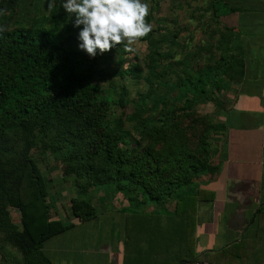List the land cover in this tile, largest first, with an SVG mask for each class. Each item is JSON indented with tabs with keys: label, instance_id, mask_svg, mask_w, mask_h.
Segmentation results:
<instances>
[{
	"label": "trees",
	"instance_id": "obj_1",
	"mask_svg": "<svg viewBox=\"0 0 264 264\" xmlns=\"http://www.w3.org/2000/svg\"><path fill=\"white\" fill-rule=\"evenodd\" d=\"M16 2L0 0V9L13 13ZM226 8L219 11L216 7L213 18L232 11ZM62 11L61 4L52 11L50 29L37 24L0 34V218L6 216L7 205L17 209L21 219V230L16 231L7 217L2 218L0 239L20 253L21 264H51L41 256L40 246L69 227L50 219L45 182L26 155L29 149L42 146L51 155L60 154L64 175L72 176L77 193L84 195L112 185L128 200H133L135 193L139 195L137 204L143 203L142 195L153 202L148 207L150 212L142 209L125 216L126 248L143 250V264L203 260L208 251L194 253L193 226L200 196L196 185L216 173L217 163L207 142L215 123L207 119L204 126L194 107L207 102V82L218 85L215 73L221 70L229 79L234 70L230 55L216 58L212 65L201 66L193 76L185 75L173 84L163 82L161 74L175 71L180 63L159 64L148 59L147 68L159 71L147 83L150 90H155L148 91L142 97L145 103L132 110L130 121L138 123L134 138L137 148L132 153L124 147L132 134L123 130V114L115 118L110 111V107H123L124 90L119 89L117 98L101 93L98 82L102 73L78 50L77 37ZM7 19V15L0 16V25ZM114 48L118 63L122 53L120 47ZM116 67L109 76L121 77ZM110 87L116 90L112 84L107 89ZM171 88L181 94L168 96L171 107L158 110L166 101L162 89ZM200 123L204 126L201 131L197 128ZM20 141V157L13 159L10 155L17 153L14 146ZM168 201L174 203L170 213L166 211ZM67 209L78 222L94 217V208L84 199L70 198ZM234 246L229 256L220 254L222 250L217 252L214 264H226L235 258L251 264L253 256L246 250L249 245L240 241Z\"/></svg>",
	"mask_w": 264,
	"mask_h": 264
},
{
	"label": "crops",
	"instance_id": "obj_2",
	"mask_svg": "<svg viewBox=\"0 0 264 264\" xmlns=\"http://www.w3.org/2000/svg\"><path fill=\"white\" fill-rule=\"evenodd\" d=\"M229 8L220 17L234 70L209 111L215 123L211 155L217 169L198 184L194 226L208 235L210 253L244 241L251 264H264V0H238ZM63 194L68 207L74 197ZM169 203L168 213L174 205ZM92 207L94 217L85 222L74 219L66 207L53 209L54 219L62 214L69 227L42 243L41 256L51 264H143V250H127L124 232L125 216L141 210L129 209L122 194L110 188L97 193ZM145 211L150 212L148 207ZM199 213L203 225L196 222ZM203 252L194 237V253ZM5 256L1 254L0 264L7 263L1 258ZM14 262L21 264V258Z\"/></svg>",
	"mask_w": 264,
	"mask_h": 264
},
{
	"label": "rangeland",
	"instance_id": "obj_3",
	"mask_svg": "<svg viewBox=\"0 0 264 264\" xmlns=\"http://www.w3.org/2000/svg\"><path fill=\"white\" fill-rule=\"evenodd\" d=\"M237 1L238 0H145V2L150 5V14L146 20L152 25V31L147 37L143 38V41H146V43L142 41L139 45H137L138 50L136 52L125 51L123 45L116 46V48L120 47L122 53L118 56L119 60L117 63L114 54L116 50L115 48H112L109 52L104 53L103 55L97 54L95 58H92L78 47V50L87 55L88 59H92L96 67L101 71L102 79L98 82L101 93L108 92L109 95L117 98L119 89L124 90L125 97L123 99V107H110V111L115 118H117L121 113L123 114L121 119L123 122V130H128L129 134H132L133 139L129 136L127 137V144L124 146L126 150L132 151L133 153V150L137 148L134 143V138H136L135 132L138 131V123L130 121V117H132L133 113V107L137 104L145 103V100L143 101L142 97H146L144 95H146L148 91L152 92L155 90V88L152 87L150 90L147 83L148 81H151L150 76L154 75L155 72L157 73L159 69L150 66L147 68L148 59L158 61L159 64H170L178 61L181 66L177 67L175 71L168 72L166 75L161 74L163 82L165 80V82L173 84L176 81L183 80L186 76H193L201 66H208V64L212 65L218 57H228V54L230 55L231 47L228 48V53L227 47L230 43L229 38L226 37V31L222 29L223 21L221 17L218 19L213 18V15L216 7L219 11H225L227 9L226 7L234 6ZM64 2L65 0H61V3H57L56 0H54V7L52 11L58 4H61L62 7ZM47 3L48 0H17L15 4V11L13 13H10L9 11L6 13L8 19L5 20L2 25H6L8 29H17L21 27L33 28L38 24L44 29H50L53 19L51 18L52 11L49 12L47 10ZM62 10V12L66 14L63 8ZM65 16L67 17V14ZM232 20H235L236 22V18H233ZM67 22L72 26L71 22ZM72 28L73 33L77 37V44L79 45V29H76L73 26ZM105 59L107 60L105 61ZM108 60L109 63H107ZM116 66H119L121 77H119L120 75L109 76L108 72L113 71V69H117ZM214 75V79L217 80L218 85L216 86V84L213 83L208 84L207 82L204 87L207 102L203 105L197 104L195 107L193 106L197 117H202L204 126L206 125L207 119L211 124L214 122V120L212 122L213 118L209 115V111L212 106H216L220 101L222 94L221 90L227 82L226 76L221 70ZM110 84H112L114 89H116L115 91H113L111 87L107 89V86H110ZM162 90L165 91L163 92L166 94L164 96L166 101H163L157 107L160 111L171 107V101L169 102L167 98L168 96H173L175 93L178 95L181 94L180 91L173 88ZM189 94L192 93L189 92ZM145 115L146 114H142L143 117ZM184 124L189 123L188 121H184ZM204 126L200 123L197 128L201 131V128ZM195 131L197 132V130ZM189 133L190 131L187 130V134ZM211 137L212 135L209 140L207 137L210 153L212 151ZM22 147L23 142H18L14 146V151L17 153L11 154L10 156H12L13 159H18L20 157ZM26 155L38 170L39 176L45 182L47 190L46 194L49 200L48 204L50 206V219H54L57 216L53 209L57 208L64 211L65 207L67 208V204L65 203L67 200L66 198L64 199L65 196L63 199L60 198L63 193L67 194V196L72 195L74 198L84 199L93 205V201L94 199L96 200V196L99 191L101 192L103 190H107L108 188L113 190L112 185H104L94 188L84 195L79 194L75 191L72 185V176L64 175V170L59 159L60 154L58 155V153H56V155H51L47 149L43 150L42 146H40L38 148L33 147L29 149ZM196 186L199 187V185ZM61 190L62 192H60ZM133 195V200H128L122 194L123 199L128 205H130L129 209L146 210L147 207L153 205V202L145 195H142L143 203L137 204L138 201H140L139 195H136V193ZM168 203L171 204L172 202L168 201L166 205H168ZM4 211L6 212V216L2 218L7 217L9 220L8 222L16 228V231H20L21 219L19 211L13 207H8L7 205ZM197 216L198 220H196V222H198L199 225H203L204 217L200 213L197 214ZM2 218H0V220H3ZM59 221L65 224L67 219L61 214V216H59ZM201 229H203V227H201ZM193 231L199 248L204 250V252L208 251V235H204L199 229L198 233L197 226H193ZM0 238H2L1 232ZM234 249H236L234 244L224 246L221 249L223 252L220 254L229 256ZM217 252H219V250ZM217 252L210 253L208 251V253L203 255V260L214 264L213 261ZM1 254L7 256L4 258L1 257L3 259V263H5L6 260V264H14V258L16 257L19 259V256H21L14 247L9 246L8 243L4 242L2 239H0V256ZM245 261L246 260L244 258H235L232 262L230 261L226 264H245Z\"/></svg>",
	"mask_w": 264,
	"mask_h": 264
},
{
	"label": "clouds",
	"instance_id": "obj_4",
	"mask_svg": "<svg viewBox=\"0 0 264 264\" xmlns=\"http://www.w3.org/2000/svg\"><path fill=\"white\" fill-rule=\"evenodd\" d=\"M53 7L54 0H48L47 10L51 12ZM62 8L66 20L79 29V49L92 58L118 45L136 52L137 45L152 31L146 20L150 5L145 0H65ZM3 15L6 11L0 9ZM7 31L6 25H0V34Z\"/></svg>",
	"mask_w": 264,
	"mask_h": 264
},
{
	"label": "built area",
	"instance_id": "obj_5",
	"mask_svg": "<svg viewBox=\"0 0 264 264\" xmlns=\"http://www.w3.org/2000/svg\"><path fill=\"white\" fill-rule=\"evenodd\" d=\"M184 264H211V263H209L206 260L195 259V260H191V261L184 263Z\"/></svg>",
	"mask_w": 264,
	"mask_h": 264
}]
</instances>
